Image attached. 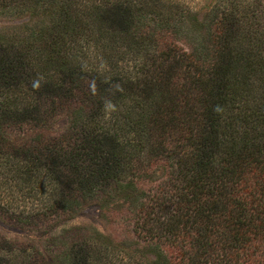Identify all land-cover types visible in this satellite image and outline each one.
Returning <instances> with one entry per match:
<instances>
[{"label": "trees", "instance_id": "16d2710c", "mask_svg": "<svg viewBox=\"0 0 264 264\" xmlns=\"http://www.w3.org/2000/svg\"><path fill=\"white\" fill-rule=\"evenodd\" d=\"M56 1L48 15L65 21L39 34L52 50L51 69H36L35 53L0 47V155L16 178L36 181L47 172L52 185L62 183L66 193L51 209L58 213L75 212L82 198L103 207L117 193L129 195L133 236L155 254L152 264H264V85L253 79L260 71L264 81V55L236 37L240 6L216 5L212 50L198 43L190 53L162 32L176 0ZM148 2L163 20L138 49L135 79L115 77L117 62L99 66L82 38L91 37L94 49L124 47ZM177 26L173 34H185ZM63 111L70 120L62 133L45 131L22 145L5 140L4 127L22 139L27 122L41 128ZM39 211L38 219L51 216ZM90 241L74 243L65 264H116L111 248ZM6 249L0 262L20 257Z\"/></svg>", "mask_w": 264, "mask_h": 264}, {"label": "rangeland", "instance_id": "374dc122", "mask_svg": "<svg viewBox=\"0 0 264 264\" xmlns=\"http://www.w3.org/2000/svg\"><path fill=\"white\" fill-rule=\"evenodd\" d=\"M62 1L57 0L56 2L61 4ZM77 1L86 3L85 0ZM146 1L141 0L140 6ZM176 1L180 7L174 9L176 11H172L173 13L167 11L169 24H164L166 30L164 28L162 32H168L166 36L169 39H178L181 48L188 49L191 53L200 43L210 52L213 41H215V36H212L215 26L211 20L215 6L220 4L219 8L221 5L225 7L233 2L239 5L242 10L238 11L239 19H236L240 23L235 25V29L237 28L236 37L239 38L241 47L249 52L257 50L264 55V0ZM50 3L51 0H0V47L11 49V55H17L18 50L35 53L32 55L31 62L36 69L39 67L48 69L47 62L53 55L52 50L48 47V41L40 40L42 37L39 34L42 32V28L48 27L53 22L63 23L65 21L62 17L48 15L50 14L48 13V9L51 7ZM150 4V2L147 3L145 13L142 12L139 16L141 18L136 21L139 29L130 34L129 37L133 38L129 39V42L126 41L124 47L116 45L113 48L111 46L113 43L107 42L105 48H103L105 46L103 44L100 48L94 49L95 43L89 42L93 40L91 37H83L80 45L93 50L94 62H99V66L108 64L111 59L117 62V66L121 70L115 72V77L123 72L135 79L137 73L135 63L142 64V55L138 54V49L142 42L147 41L146 38L153 31L152 29L157 27V21L162 19V15H156L157 11L161 13L162 10H156V8H153L156 11L151 10ZM236 4L235 7H237ZM72 11L73 16L82 18L86 14V9L78 11L79 13H74V9ZM170 14L175 15L172 17ZM194 18L197 23L194 22ZM198 24L203 25L202 31L196 30V25L200 29ZM177 25H180L181 31L185 34H173L174 26ZM200 33H203L202 37L197 36ZM197 37L200 39L198 40ZM30 44L34 48L28 49ZM130 46L135 50L130 51L131 53L125 52ZM124 53L128 54L124 55ZM38 62L39 65H37ZM259 72L258 76L255 75L253 78L256 86L264 85V81L258 80ZM262 78L264 80V76ZM24 97L23 94V100H25ZM26 101L28 104V100ZM69 120V114L63 111L49 120L48 127L36 128L29 121L25 124L23 133L30 134V136L22 134V139L17 130L4 127L2 132L6 133L5 140L8 142L22 145L25 139L28 141L37 134L46 135L49 133V136H54L62 133L69 126ZM142 158L147 162L146 153L145 156L142 154ZM0 163H3L0 166V177L3 174L7 177L2 178L6 184L0 189V249H14L15 253L20 255V257L12 259L5 258L0 264H65L67 253L74 243L83 241V239L95 241V243L90 242L99 249L108 247L110 251L111 248L114 255L112 258L115 259L116 264H152L156 261V256L151 254L148 245L140 242L142 238L133 236L137 230V220L134 221L136 218L135 208L127 200L129 195L117 193L109 198V203L107 200V206L103 203V199L99 202L104 204L103 207L95 202H83L84 198H82L75 212L67 213L61 209L58 213L51 209L56 206V201L64 197L66 193L62 183L59 184V187L57 186L58 182L56 185H52L55 182L52 181V176L49 178L47 172L46 175L40 176V180L36 181L24 176L25 174L23 178L17 179L16 169L11 168V164L6 162L4 155H0ZM153 169L156 173L160 171L157 173L160 179L163 176L162 170L156 167ZM41 185L44 186L41 188ZM74 196L76 193L73 194ZM170 208L171 206L167 207V209ZM39 210L47 212V215L52 217L45 218L42 215L38 219L39 217L36 216L40 213ZM55 215L56 218H53Z\"/></svg>", "mask_w": 264, "mask_h": 264}]
</instances>
